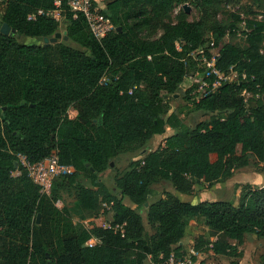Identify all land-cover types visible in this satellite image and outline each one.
Returning <instances> with one entry per match:
<instances>
[{
	"label": "trees",
	"instance_id": "1",
	"mask_svg": "<svg viewBox=\"0 0 264 264\" xmlns=\"http://www.w3.org/2000/svg\"><path fill=\"white\" fill-rule=\"evenodd\" d=\"M56 1L7 0L1 24L7 22L16 33L0 31V264H145L149 256L157 263L160 254L181 250L173 246L186 235V220L195 217L205 218L209 235L217 236L210 241V236L198 235L196 250L208 256L242 257L243 252L229 239L240 244L253 234L264 239V186L243 189L237 206L227 201L194 204L167 192L148 206L153 233L146 230L140 209L146 207L151 187L158 181L191 193L196 181L218 182L231 176L237 164H248L250 157L264 162L261 100H254L251 112L246 113L240 88L224 84L195 106L212 113L226 111L227 116L187 129L167 104L186 84L193 68L191 61L187 67L181 60L186 51L178 52L175 41L184 38L195 48L209 32L221 46L219 66L236 64L241 72L255 75L264 91L260 66L264 21L248 22V45L239 47L224 43L226 31L211 14L191 22L181 10L178 22L163 25L162 35L151 40L141 34L149 20L142 19L145 6H153L155 16L162 17L187 0H108L105 13L117 30L99 42L84 14L74 17L64 0L62 21L38 14L40 9H56ZM194 1L206 8L205 13L219 2ZM32 14L35 19L29 18ZM62 24L68 41L85 50L67 44L64 37V41L44 44L46 37L60 32ZM19 36L43 43L25 44ZM105 76L107 83L102 82ZM190 91L184 95L188 102ZM71 108L77 111L74 118ZM167 128L174 133L163 144L132 162L124 175L117 173L115 190L100 180L99 174L117 156L142 149ZM56 151L62 163L75 167L67 176L77 186L74 211L92 218L90 229L75 225L72 210L56 205L57 184L51 195H45L25 171L12 174L19 166L16 153L36 162ZM81 175L94 187L80 183ZM125 198L136 208L126 205ZM104 203H112L113 224H125L124 234L104 227L109 213L101 215ZM93 236L102 243L87 246Z\"/></svg>",
	"mask_w": 264,
	"mask_h": 264
},
{
	"label": "built area",
	"instance_id": "2",
	"mask_svg": "<svg viewBox=\"0 0 264 264\" xmlns=\"http://www.w3.org/2000/svg\"><path fill=\"white\" fill-rule=\"evenodd\" d=\"M67 10L77 17L79 13H83L86 17L88 25L95 38L102 42L108 35L117 30L112 19L105 13L108 0H64ZM63 0H57V8L50 11L40 9L38 14L52 16L62 21V14L65 9L61 8ZM31 19L36 18V14L30 15ZM255 21H264V12L258 14ZM241 30L246 37L251 32L248 22L243 19L240 24ZM239 31V32H240ZM188 47V48H186ZM175 49L182 53L185 52L181 59L188 67L190 61L193 68L188 72L189 85L187 89H191V104L195 105L210 93L217 92L224 84H231L240 88V94L243 97L244 108L246 113H250V100H261L264 104V91L260 83L256 82L255 75H249L246 71H240L238 66L232 65L228 68H221L219 62L222 57L221 46L217 43L212 32L204 36V43L198 47L192 48V44L182 38L175 41ZM151 58V56H149ZM108 76L102 79L107 83ZM132 91V90H131ZM130 91V92H131ZM18 168L12 171L15 176L21 175L23 171L27 176L39 187L40 193L45 195L52 194V188L55 180L61 176H68L74 173L75 167L71 164L62 163L59 153L56 151L52 155L42 160L32 162L24 153H16ZM60 200L56 201V205L60 207ZM112 203H104L101 215L111 210ZM92 218L73 217L75 225H81L85 229H90ZM104 227L112 229L121 234L125 233V224H113L104 222ZM102 241L96 237H91L87 242V246L100 245ZM205 254L196 250L194 244L186 250H173L168 256L160 254L159 261L154 264H200L204 260Z\"/></svg>",
	"mask_w": 264,
	"mask_h": 264
},
{
	"label": "rangeland",
	"instance_id": "3",
	"mask_svg": "<svg viewBox=\"0 0 264 264\" xmlns=\"http://www.w3.org/2000/svg\"><path fill=\"white\" fill-rule=\"evenodd\" d=\"M187 5L190 9V12H186L184 6ZM7 6V0H0V26L3 21V15L5 13ZM184 11L185 19L191 22L199 21L204 15L211 14L225 29L226 35L224 38V43H233L239 47H246L248 45L246 35L240 31L241 30V22L245 19L247 22L253 20L258 16L259 13L264 10V0H219L216 7L213 10H210L208 13L206 12V8L203 7L201 4L194 0H187L185 3H181L176 5L169 13L162 17L155 16L154 7L147 5L144 8V15L142 19H149L148 22L144 23V26L141 28V34L143 37L147 39H156L160 37L163 33V25H171L178 22V15L180 11ZM63 17V14H62ZM65 26L64 24L60 27V32L65 34ZM240 31V32H239ZM18 40L25 44H42L43 40L38 39H29L24 36H19ZM60 41H64L63 38L59 39ZM67 44H70L78 49L85 50L78 44H75L71 41L65 40ZM261 53L264 55V43L261 44ZM260 66L262 67V72L264 74V56L263 60L260 62ZM189 79L187 80L186 84L189 85ZM184 87V86H183ZM180 94L175 98L168 99V105L170 107V111H175L181 119L183 120V128H194L197 123L200 122H208L213 117H226L228 112L226 111H218V112H209L205 110H197L196 106L191 104L187 101V99L183 96V92H179ZM249 103L253 105L255 102L250 100ZM168 115L165 114L164 117L166 118ZM174 131L173 129L170 130ZM160 137H157L152 147H158V143ZM238 153H241V148H238ZM128 157H131L128 156ZM112 164L105 170L108 173V177L113 175L114 172L121 174L120 171L117 169V166L125 165L124 159L120 157H116ZM235 172L237 178L241 181H247L245 184L244 189H249L250 186L255 187H263L264 186V162H259L255 158L250 157L249 162L246 165L237 164L235 167ZM232 176V175H231ZM230 177V176H229ZM228 179V177L223 178L224 181ZM80 182L84 184H89L86 181V177L81 175L78 177ZM82 183V184H83ZM110 183V182H108ZM253 183V184H251ZM58 186V197L62 200L63 204L61 206H65L72 210L73 217H81L74 209L77 207V197H76V184L71 183L67 176H61L56 179V183ZM111 184V183H110ZM213 184V183H212ZM212 184L207 185L204 181H196L193 191H197L199 194L201 191L203 196L207 198L209 195L216 191L215 189L211 188ZM238 186V185H237ZM238 188V187H237ZM167 189H172V186L169 182L166 181H159L153 186V196L161 197L167 193ZM219 193H224L223 190H218ZM217 191V192H218ZM201 196V195H200ZM84 218V217H81ZM107 219H110V215L107 214ZM188 226L193 225L196 229H203L204 220L203 219H187ZM200 229V230H201ZM146 230L153 231L150 226L146 227ZM190 244L188 245L187 249H189ZM259 251H264V244L263 246L259 247ZM260 255V254H259ZM145 264H154L149 256L145 260Z\"/></svg>",
	"mask_w": 264,
	"mask_h": 264
},
{
	"label": "crops",
	"instance_id": "4",
	"mask_svg": "<svg viewBox=\"0 0 264 264\" xmlns=\"http://www.w3.org/2000/svg\"><path fill=\"white\" fill-rule=\"evenodd\" d=\"M262 11L264 12V10H262ZM262 43H264V32H263V40H262L261 44ZM261 44H260V47H262ZM187 86H188L187 84L180 86L178 91L175 94H173L172 97L175 98L176 96L180 95L177 93H179L181 91L183 92V96H184L186 93V90H187ZM76 115H77V111L74 108H71L70 109V116L74 118V117H76ZM170 130H171V128H167V131L164 134L155 135L150 141H148V143L142 149L126 152L124 154L119 155L118 157L123 158L124 163H126L125 165L117 166V169L121 173L120 176L124 175L126 172H128L131 169L132 162L144 159L149 152L157 149L161 144H163L164 139L166 137H168L169 135L174 133V131L170 132ZM157 137H160V139H159L160 141L158 143L159 146L156 148H153L152 147L153 142ZM130 155H131V157H128ZM113 165L114 164H112V166ZM234 172H235V170L233 171V173ZM99 177H100V180L102 182H104L109 189L115 190L116 172H114L113 175H110V177H108V173L106 171H103L99 174ZM85 182H87L89 184H84L83 182H80V183H83V185H85L86 187H94L92 182L88 178H86ZM108 182H110L111 184ZM166 182H168V181H166ZM55 183H56V180L53 184V187H54ZM204 183L207 185H210L207 182H204ZM246 183H247V181H241L240 179L237 178L236 174H232V176L228 177V179H226L224 181L213 183L211 188L215 189L216 191H214V193L212 192V194L209 195L208 198H207V195H206V197L203 196V194H202L203 191H201L200 194L195 190L192 191L191 193H181V192L177 191L172 186L171 183L170 184L172 186V189L171 190L167 189V192H171V193L175 194L182 201H187V202H191L194 204H197V203H200L203 201H227V202H231L237 206L241 202V198H242V194H243L242 191H243ZM251 184H253V183H251ZM153 186L151 187L152 190H153ZM218 190H223L224 193H219ZM162 197H165V195H163L161 197H158V196L154 197L153 194L150 195L148 205H146V207L140 209V213L142 214L143 224H144L145 228L147 226H150L149 222H148V206L150 204L154 203L155 201L159 200ZM57 200H60L61 203L63 204L62 200L59 197ZM123 201L129 207L134 208V209L136 208V204L134 202H132L129 198H125ZM61 203H60V208L64 207V205L61 206ZM108 214L110 215V219L108 220L107 216H106L105 222L112 223L114 221V212L110 211ZM196 219H199V218H196ZM202 219L204 220L203 229H201V228H200L201 230L196 229L195 227H193V225L187 226L186 235L181 239L180 242L175 244L173 247H179L180 246L181 249L186 250L189 244L190 245L195 244L196 237L198 235L206 234L209 237L210 236L209 235V228H208V226L205 225V218L202 217ZM154 231L155 230H153V231L149 230L150 233H153ZM216 239H217V236H210L209 237L210 241H214ZM229 241H230V243L237 245L239 250L243 252L242 257L230 258L224 254L211 255V256L205 255L203 261H205L206 264H232V261H236L237 264H262V258L264 255V251H259V247L263 246V244H264L263 238L259 237L256 234H253V235H249V236L245 237L243 243H241V244L237 240H234V239H229Z\"/></svg>",
	"mask_w": 264,
	"mask_h": 264
},
{
	"label": "water",
	"instance_id": "5",
	"mask_svg": "<svg viewBox=\"0 0 264 264\" xmlns=\"http://www.w3.org/2000/svg\"><path fill=\"white\" fill-rule=\"evenodd\" d=\"M184 9H185L186 12H190V9L188 8L187 5L184 6ZM118 30L121 31L122 28L118 27ZM0 31L3 34H5V35H14L16 33V30L12 29L7 22L3 23V25L0 28ZM62 37H64V40H68L67 31H65V34H63L62 32H57L56 35L51 37V38L50 37H46L44 39V44L48 45V44H51V43H56ZM111 164H113V163H111ZM92 170H94V169L92 168ZM146 205H148V203ZM37 220H38V222L40 221V214H38V219Z\"/></svg>",
	"mask_w": 264,
	"mask_h": 264
}]
</instances>
